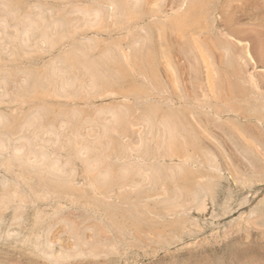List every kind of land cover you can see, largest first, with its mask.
<instances>
[{"label":"rangeland","instance_id":"obj_1","mask_svg":"<svg viewBox=\"0 0 264 264\" xmlns=\"http://www.w3.org/2000/svg\"><path fill=\"white\" fill-rule=\"evenodd\" d=\"M73 1H75V2L71 5V2H73ZM88 1H89V3H88ZM99 1H100V3H99ZM99 1L98 0H91V1L90 0H83V1L82 0H78V1L77 0H70V2H69V0H0V2L2 3V4L0 3V6H1L0 10L1 11L6 10V11H3V13H1V11H0V14H1L0 18L2 17L0 19V21H1V23H0V31H1L0 32V35H1L0 38L1 39L0 40L2 41V42H0V68H1L0 69V74H1L0 79L2 78L1 79L2 81L0 80V82H1L0 83V115H2V116L5 115L4 118L7 117L8 118L7 120L14 119L16 122V124L13 126V130L8 131L9 134H11V138H12L13 143H16V142L19 143V141H17V140H19L18 137H20V136L24 135V136L28 137V139H29L30 135H31L30 138H32L34 136V134H36V133H39L40 136H44V138L46 140L48 139V136L45 134V131L47 128L45 126L44 127L41 126L42 124L46 125V123H48L49 118L47 116H45V114L42 111L46 108L53 109V110H55V112H58V111L63 112L64 111V113H66L68 111H69L68 113H71V111H73V109L74 110H77V109L82 110L85 113L84 116L88 117L89 120L85 123V125L81 126L82 128L79 127L80 128L79 133H81L80 136L82 139H87V137H88V139H90V138L94 137V135L98 131L96 129V128H98L96 116L99 117V115L101 114L102 111L109 110V109H115V108H122V107L124 109H126V108L132 109L134 107L135 103H133V102H135V101L137 102L136 98L130 94H128V96H130V97H128L129 99L128 98L126 99V97L124 96L126 94L125 88H127L129 86V84H134V85L142 86L145 88L149 87L148 89L150 90V93H152L150 100L147 103H144V104L139 103L138 104V105H140V106H138L139 107L138 115L136 114V118L131 123L132 127H130L131 125H129V130H130V134L128 135L129 137L128 136L125 137L128 139L122 138L121 139L122 143H121V140H120V143L123 145H125L126 143L130 144V146L132 145L133 147L132 146L131 147L135 148V149L140 148V146H141V142L139 141V140H141L140 134H143L144 127H143L142 123H141V125L143 128L140 126V122L138 119H139V114L142 112L143 109H145L146 104L147 105L148 104L157 105V106H160L162 108L164 107L163 109L166 111L167 110L168 111H178V112L182 113L185 116V118L188 117V118H186L187 121H189L191 125L193 124L192 126L194 127V129H196L195 131H196V134L198 137V139L196 141H193V139H190L191 138L190 136L186 135V138L185 139L183 138L185 142L182 141V144L184 143L183 144L184 149L187 147L186 148L187 150L185 149V151L189 152L188 157H191V160H192L191 165L194 166L197 169V171H198V169H200L198 171V174L202 175L203 177L205 176L204 178L202 177L203 180H206L204 185H206L207 182L209 181L205 187L210 190V188H212V186H214L212 188L213 189L212 192H214L215 194H212L210 192L211 193V195H210L209 190H208V193H209L208 197H207V206L208 207L206 206L205 212H204V210L202 212L199 210H196V209H194V205H190L189 209H192V211L189 210V212L187 211L184 213H180V215L174 214V212H171L170 215H168V216L166 215L167 218L165 216H162V218H160V219H156V220L153 219L155 222V225H154V227H152V229H150L151 227H148V226L145 227V225L142 226L143 228L142 227H135V226H132V227L127 226L125 228H121L117 224H115L113 222V220L110 218L111 216L107 212H105L103 204L107 205L106 203H110L115 208H120L123 206H133V205H130L131 203H126L125 201L134 199L133 201L137 203L136 198L138 197V195L139 196L144 195L146 193V191H148L149 193L147 192L145 195L151 194L152 198L150 197L149 202L152 206H154V203H155V206H157L160 203L161 204L158 206H164L167 202L168 194L165 195L159 189L150 190V189L156 188V187H152V185H150V184H144L145 181H146L145 183H148V180H146L147 176H146V178H145V176H143L144 178H143V181H142L141 186L139 188L137 186H130V188L128 189L126 187L121 186L123 188L122 189L120 186H115L111 189L112 193L110 192L108 194V196H104L100 192L98 193L96 188H92L90 185H89L90 186V188H89L88 183H86L80 188V192H82V193L75 192V194L70 195L68 193H65L61 189L59 191H52L51 192L52 196L51 195H50V197L47 196L46 197L47 199H46L45 196H42L43 189L46 187L45 183H47V184L50 183V185H52V186L54 185V186L59 187L61 185V182L59 183V181H58L57 183L56 182L53 183L49 178H48L49 180L46 179L47 177L45 178V176L38 173L34 169H32V168L30 169V168L26 167V165L25 166L24 165L19 166L17 163H14L13 166L10 168V171H9V174L11 176V183L8 186L9 190H10L9 192L13 195V198L10 201V203L8 202L6 205H3V203H1V201H0V220H1L0 221V228H1L0 229V264H55V263H57V264H111V262L113 260L114 261L112 262V264H130V263L131 264H264V227H263V225H264V223H263L264 219L263 218L264 217H261V216H264V214H263L264 209L262 208V206L264 207V183H263L264 182V174H263L264 173V158H263L264 157L263 156L264 151L261 150V147H260V149H257L256 147H253V148L251 147V145H254L257 142L258 143L257 145L259 146V144H261L260 146H262V148L264 149V126H263L264 125V116H263L262 122L258 121V116H257L258 115L257 112H260V111H258V109H260L261 106H264V101H263L264 100V98H263V96H264V64H263L264 63V61H263L264 60V0H219L218 1L219 4L216 0L217 3H215V6L218 5L216 7V9L217 8L218 9H217V11L215 10V12L213 13L214 14L213 17L217 16V18H214V19L212 18L214 20V22H212L209 26L211 19L210 20L207 19L205 21L203 18V19H201L202 23H199L200 25H198L199 27L194 26L193 28L189 29V31H185L184 28L182 30L181 29L179 30V29L174 28L173 26H170L171 24L168 25L169 24L168 22H170L167 20L168 16H169V18L171 17L172 12L174 10V7L176 8V6H178L182 0H141V1L139 0V6L137 7V9L135 11L136 16L127 15L124 8H122L121 10L119 8V6L122 3H123L122 7H124L125 5H130L132 3V0H119V1L118 0H114V1L113 0H99ZM111 1L114 5L116 2L115 7L111 3ZM65 2H67L69 4H67ZM102 2H104V4L106 2L107 3H106V5H104ZM6 3H9V4H6ZM21 3H22V5H21ZM26 4H28V5H26ZM6 5H8V6H6ZM117 5H119L118 9L116 7ZM41 6H43V7H41ZM75 6H77V7H75ZM45 7L57 8V9H50L49 8V10H48ZM92 7L93 8H99V9L104 8V9H101L102 12L105 11L103 13L104 19L98 25H95V24L91 25L87 22L82 21L83 11H85L86 9H90ZM112 7H113V9H112ZM3 8H5V9H3ZM27 8L29 10H27ZM38 9H40V10H38ZM41 9L42 10L44 9L43 11H45V12H43ZM59 9L61 10L60 13H59V11H60ZM105 9H107V10H105ZM10 10H11V13H10ZM15 10H18V11H16V13H15ZM52 10H53L54 14H51V13H53V12H51ZM40 11H41V13H40ZM48 11H50L51 15H48V13H49ZM57 11H58V13H57ZM73 11H75V13H74L75 15L72 14ZM76 12L81 14V15L77 14ZM5 13H7V14H5ZM8 13H10V14H8ZM37 13H40V14H37ZM166 13H168V14H166ZM169 13H171V14H169ZM36 14H37V16H36ZM106 14H108V15H106ZM215 14H216V16H215ZM6 15L8 17H6ZM39 15H40V17H39ZM53 15H55V17ZM139 15H142V17ZM165 15H167V16L165 17ZM20 16H21L22 21H20L21 20ZM148 16L150 19L148 18ZM151 16H153V17H151ZM10 17H12V18H10ZM26 17H28L30 19H28ZM109 17L111 19H109ZM146 17L149 19V21ZM137 18H138V20H134ZM157 18L160 19L162 22H156V20L158 21ZM57 19L58 20L61 19L60 25H59L60 22ZM76 19H78V20H76ZM141 19H142V21H140ZM152 19H153V21H152ZM4 20H5V22H3ZM42 20H43V24L41 22ZM54 20H56L57 23ZM73 20H74V22H72ZM106 20H108V21H106ZM144 20H145V22H143ZM154 20H155V22H154ZM164 20L168 21L167 22L168 24L164 23L163 22ZM6 21H9V22H6ZM28 21L29 22L38 21V23L36 22L38 24V26L40 24L41 25L39 26L40 29H38L36 31L34 30V32L32 31V33L33 34L35 33V35H32V33H29L30 37H29V40L27 43L28 45H27L26 42H23L21 40L22 36L24 35V34H22V36H21V33H23L22 29L24 27H26V28L29 27V25L27 24V23H29ZM62 22H63V24H62ZM77 22H79V23L77 24ZM148 22H152V23L150 24ZM207 22H209V23H207ZM14 23H16V24H14ZM73 23L75 25H73ZM159 23H162L161 24L162 27ZM7 24H9V25H7ZM44 24H46V25H44ZM113 24H114V26H113ZM135 24H138V25L136 26ZM62 25H64L63 26L64 28H62ZM66 25H68V26H66ZM126 25L128 26V28ZM147 25H150V27ZM129 26H132L133 28L132 27L130 28ZM143 26H146L149 30H153V31H151V33H152V37L153 36L154 37L152 38L153 41H151L150 46L154 50V57L156 58L154 61V63H155L154 68L156 71V75L159 77L157 81H153L152 77L149 78V79H151V81L149 79L147 82L144 81V79L142 80L143 77L140 74L138 67L135 66V64L131 58V55H130L131 54L130 53L131 52V43L134 40L140 38L139 33L142 35L141 28ZM207 26H209V27H207ZM18 27H20V28H18ZM60 27H61V29H59ZM200 27H202L203 29H201ZM206 27L208 29H205ZM51 28L54 31H52ZM109 28H111V29H109ZM215 28H216V30H215ZM46 29H47V31L45 33H46V37H48V38L45 37V33L43 36V32ZM199 29H201V30H199ZM4 30H6V31H4ZM48 30L51 33L47 34V32H49ZM214 30L216 31V33L214 32ZM86 32H88L89 34ZM94 32L96 33V35ZM113 32H115V33L118 32V33L115 34ZM209 32H211L212 34ZM66 33L70 34V35H66ZM213 33L216 36H213ZM55 35H57V36H55ZM7 36H9L8 38H9L10 42H8ZM52 36H53V39H52ZM62 36H64V38L60 40V38ZM112 36L115 38H113ZM225 36H227V37H225ZM39 37H40V39H39ZM41 37H43V38H41ZM67 37L70 39L67 40ZM74 37L76 40L74 39ZM217 37H219L221 39L219 40V39H217ZM4 38L7 39V42H6V39H4ZM36 38H37V40H36ZM84 38H85V40H84ZM122 38H124L125 40H123ZM222 38H224V40ZM225 38H228V40ZM113 39H115V40L113 41ZM120 39L122 40L121 42H120ZM88 40L89 41L91 40L90 41L91 44L88 42ZM217 40H219V41H217ZM221 40L223 41L222 43H220ZM229 40H230V42H229ZM13 41H15V42H13ZM42 41H44V42H42ZM64 41L67 43V45ZM92 41H93V43H92ZM21 42H23L24 44H22ZM81 42L84 44H82ZM85 42L87 43V45L89 47L86 45ZM189 42H190V44H189ZM247 42H248V44H247ZM41 43L44 45H41ZM100 43H102V48H101ZM118 43L122 44L123 47H122V45H120ZM218 43H220L221 45ZM230 43H232V45ZM25 44L29 47H27ZM222 44H223V46L229 45L231 47V53L233 55L231 54L230 57L225 58L226 54H224L225 51H224V47H222ZM249 44H250V46H249ZM37 45H39V46H37ZM45 45H47V46H45ZM59 45H60V47H59ZM62 45H64V46L62 47ZM68 45H70V46H68ZM99 45H100L101 50L99 49ZM190 45H192V49L194 48L193 49L194 50L193 58L189 53H186L187 52L186 46H190ZM80 46L84 47V48L82 49ZM9 47H10L11 51L9 50ZM25 47H26V49H25ZM30 47H32V49ZM38 47H40V48L38 49ZM33 48H34V50H33ZM61 48H63V50ZM108 48L112 49L114 51L115 55L117 56V58H119V61H120L121 65H123L124 70L126 72V78H122L121 80L117 81V83L114 85L115 87L113 86L112 89L110 90L111 92H113V93H111L113 96L110 95L109 91H104V89H102V88H101V90H99L98 87L95 89L89 88V86H87L90 83L89 75L86 74L84 72V70H81V69L74 70L71 67H68V65L65 61V56L67 54L76 53L78 55H82L86 51H90V53H91L90 58H93L94 60H96V59H99V57L102 55L103 51L105 49H108ZM27 49H28V51H27ZM246 50L251 52L252 54L251 53L250 54L254 55L256 60L252 56H250V58H248L249 56L244 54L246 52ZM1 51H4V52H1ZM121 51H123V52H121ZM234 52H236L237 55ZM121 53H123V54H121ZM51 54H52V57H51ZM43 55H44V57H43ZM126 55H128V57H124ZM224 55H225V57H224ZM123 57H124V59H122ZM129 57H130V59H129ZM235 57H237V59L239 61L236 60L233 64V60H235L233 58H235ZM251 57L253 58V60L251 59ZM38 58H39V60H38ZM190 58H191V60H190ZM231 60H232V63H230ZM124 62L127 64H125ZM191 63H193V64L191 65ZM54 64H55V66H54ZM65 65H66V67H64ZM127 65L129 68L127 67ZM58 67L60 68L59 70H58ZM61 67L63 68V70ZM52 68L56 69L57 71L53 70ZM194 68H197V69H195V71H194ZM53 71H55V72L53 73ZM56 72H57V74H56ZM77 72H78V74H77ZM137 72H138L139 76H138ZM36 73L40 74L43 77L45 76L44 78H47V79L52 78L51 79L52 83L50 84V86H48V88L46 90L47 91L46 95H42V94L34 91L36 89L34 87V81L31 77H28V76L35 75ZM195 74H198V75H195ZM61 75H64V76H61ZM133 75L135 77H133ZM6 76H7V78H6ZM66 76H67V78H66ZM137 76H138V78H137ZM63 77H64V79H63ZM77 77H79V78H77ZM85 77H87V78H85ZM73 78H75V80ZM84 78H85V80H84ZM23 79L25 82L22 84ZM130 79H131L132 83H129ZM70 80H71V82H70ZM247 80L249 81V83L247 82ZM125 81L126 82L129 81L127 83V85H126ZM151 82H153V83H151ZM62 83H63V85L65 83H67L64 85V86H66L67 89L62 85ZM78 83L80 86L78 85V88H76L77 89L76 90L74 88L77 87L76 85ZM3 84L4 85L6 84V86L3 87ZM151 84H153V85H151ZM154 84L157 86V88ZM162 84H164V85H162ZM252 84H254V85L251 86ZM57 85H58V87H56ZM82 85L84 88L82 87ZM41 86L43 87L44 84ZM4 88H5V90H4ZM158 88H160V89H158ZM161 89L163 91L165 90L164 92H166V94L165 93L163 94L162 93L163 91L162 92L160 91ZM68 90H69V92H68ZM156 90H158V91L156 92ZM203 90H205L204 91L205 93H203ZM60 91L62 93L63 92L64 93L62 94ZM5 92H7V93H5ZM106 92H107V94L109 93L108 94L109 96H105ZM160 92L162 94H160ZM9 93H11V95ZM6 94L9 96H7ZM92 94H94V96ZM207 94L210 96V99L208 98L209 96L207 97ZM244 94H245V96H247L246 98L244 97ZM90 95H92V96H90ZM200 95H202V96H200ZM98 96H100L101 98ZM159 96H160V98L162 97L161 100L158 99ZM202 97H204V98H202ZM211 98H212V101H211ZM95 99H96V101H94ZM164 99H165V101H164ZM201 99H203V101ZM57 101H59V102H57ZM67 101L69 103H67ZM86 101L87 102L89 101V102L87 103ZM214 101L216 103H213ZM76 102H78V104ZM201 102H202V104H200ZM217 102H219V103H217ZM220 102L224 103V104H221ZM95 103H96V105H95ZM162 103H164V104H162ZM169 103H171V104H169ZM178 103H181V105ZM199 104L201 106H198ZM217 104H218V107L215 106ZM89 105H91V106H89ZM40 106H43V107H40ZM200 107H202V109ZM204 108H206V109H204ZM225 108L226 109L228 108V109L226 110ZM20 109L23 111H20ZM206 110H207V112H206ZM210 110H212L213 112ZM19 111H20V113H19ZM40 111H42V113ZM183 111L186 114L183 113ZM203 112H205L207 114H204ZM35 115H36V117H35ZM234 115L238 118H236ZM215 116H217V117L215 118ZM40 117H42L41 118L42 121H41ZM60 117L65 118V115L60 114ZM253 117H254L255 121L257 120L258 123L257 122L256 123L258 124V126H257V124L254 123ZM34 118H36L37 120H35ZM32 121L34 123L33 125H31ZM136 121L139 124H137ZM22 123H25L26 127H25V124H22ZM28 124H29V126H27ZM30 125H31V127H30ZM75 125H76L75 123L71 122L69 124V126L65 127L64 132H62L63 137L61 136L62 140H64L67 137L68 138L71 137L74 130H76ZM133 125H134V127H133ZM204 125L205 126L207 125L206 127H208V128H206ZM40 126H41V128H39ZM18 127H19V129H18ZM90 127H92V128H90ZM241 127H243V128H241ZM70 128H72L71 129L72 131L69 130ZM133 128L136 130L137 133L135 132V130ZM197 128H199V130H201V131H198ZM35 129H36V131H35ZM89 129H90V131H89ZM241 129L242 130L244 129V130L241 131ZM204 130H207L208 132L207 133H206V131L203 132ZM19 131H21V132H19ZM30 131H31V133H30ZM88 132H90V133L88 134ZM18 133H19V135H18ZM83 133H85V134H83ZM230 133H231V135H230ZM241 133H242V135H241ZM64 134H65V136H64ZM134 135L137 138L133 139V137H135ZM253 135H254V137H253ZM14 136H16L17 138ZM216 136H218V137H216ZM205 138H206V140H205ZM213 138L215 140L218 139L217 142L219 143V145L217 142H215V140ZM253 138H256L255 142L253 141L254 140ZM15 139H17V140L14 141ZM207 139L208 140H211V139L214 140V141L211 140L210 143L215 147V149L209 143V141H207ZM250 139H251V142L248 141ZM126 140L127 141L130 140V141L127 142ZM133 140L138 141V143H140V146L137 147L139 144L137 142H134ZM239 140L242 142L238 143ZM244 140H246V141H244ZM247 141H248V143H247ZM216 143H217V145H216ZM58 145L60 147V145H62V143H60ZM134 145H137V146L135 147ZM185 145H186V147H185ZM195 145H196V147H195ZM235 145L237 146L238 149L234 148V147H236ZM257 145L255 144V146H257ZM197 149L199 150V152L197 151ZM254 149H255V152L257 151L255 153L256 156L254 155ZM238 150H240V153L243 151L242 152L243 156L241 155L242 153L240 154ZM258 150H260L261 152ZM197 152L200 154H198ZM259 152L262 154H260ZM208 153H211L214 156H216L215 159H217L216 161H217L218 165L221 163L219 165V167L221 169L220 174H218L215 171L212 172L208 169V164L206 163ZM186 154H187V152H186ZM258 156H259V158H258ZM201 157H203V159ZM249 157H252V158L249 159ZM31 159L34 161V158H31ZM247 160H249L250 163ZM77 161H76V163H78V164H76L78 167L77 169L80 170V168H81L80 171L83 172V170H82L83 167L85 170L84 162H82L79 159ZM203 161H205V162H203ZM252 161H255L256 163L254 164ZM1 162H2V160L0 159V164H1ZM123 163H127L126 159H124V158L118 162V165H122ZM249 164H251V165H249ZM205 165H207V166L205 167ZM235 165H238V167L240 166V168L236 169L237 167H235ZM248 165H249V167L250 166L252 167V165H253L254 170L251 167L249 168ZM79 166H81V167L79 168ZM226 167H227L228 171H226V173H225L224 171L226 170L225 169ZM243 167H244V170H243ZM2 168H3L2 165H0V170H1L0 172L1 173L3 172ZM222 168H224V169H222ZM258 168H259V170H258ZM203 169H206V170L204 171ZM248 169H249L250 173H248ZM201 170H203V172H201ZM229 170H230V172H229ZM21 172H23V173H21ZM223 172L225 173L224 174L225 176H223V174H222ZM240 172L243 175H241ZM1 173H0V177H1ZM25 173L30 175V177L28 175H26ZM245 173H247V174H245ZM231 174L232 175L235 174L236 176L235 175L234 176L236 178L234 177L232 180L233 176ZM257 174H258V176H257ZM226 175L228 177L230 175V177L227 178V182L225 181L226 180L225 177H227ZM238 175H240V176H238ZM206 176L208 177L209 180L207 179ZM222 177H223V180L225 182L222 180ZM1 178H0V180H1ZM16 178H18V179L16 180ZM211 178H213V179H211ZM218 178H220V180H218ZM237 178L239 179L238 181H237ZM249 178H251L252 181ZM12 179H14V180H12ZM210 179L212 180V183H211ZM228 179H229V184H227ZM234 179H235V181H234ZM257 179H259V180H257ZM221 180H222V182H221ZM240 180H242V182H245V184H244L245 187L243 186V183ZM261 180H263V182ZM20 181L22 184L19 183ZM22 181H24V182H22ZM42 181L44 183H42ZM213 181H217V182H213ZM218 181H220V182H218ZM246 181H248V182L246 183ZM0 183H1V181H0ZM18 183L21 185L20 187H19ZM38 183H40V184H38ZM213 183L214 184L216 183L217 186H216V184L212 185ZM1 184H0V188H1L0 199L3 198V194H4L3 185H1ZM23 184H25V185L23 186ZM33 184H35V185H33ZM218 184H221V186ZM28 185H30V186H28ZM239 185H242V187H240ZM248 185H250V186H248ZM253 185L256 187H254ZM235 186H237V188H235ZM246 186H248V187H246ZM252 186L254 187V189ZM132 187L133 188L137 187L135 189L136 191L134 189H132ZM216 187L217 188L219 187L220 193ZM220 187H222L223 190ZM228 187L231 188V190H232V187H234L232 191L236 195H234L232 192L234 201L229 200L228 205L230 206L229 207L230 209L228 208L227 210H223L222 204H223V202L224 203L226 202V200H223V198L225 199L226 194L224 195L223 193H225V191L227 193ZM238 187L243 188V189H241L242 192H240L241 191L240 188L237 191ZM260 187H262V188H260ZM30 188H32V189L30 190ZM117 188L121 189V191L117 190ZM214 188H216V189H214ZM244 188L245 189L248 188V189L244 191ZM113 189H115V190L112 191ZM131 189L133 191H131ZM250 189H252V190H250ZM256 189L258 191H256ZM20 190L24 191V193L21 192ZM95 190L97 191V193ZM129 190H130V192H129ZM254 190H255V192H254ZM53 192H55V194L58 197L54 196L55 194H53ZM93 192L96 194H94ZM250 192H253V193L251 194ZM258 192H260V193H258ZM25 193L27 196L25 195ZM83 193L86 194L85 197L82 196ZM171 193H172V191H171ZM32 194L34 197L32 196ZM67 194H68V198H67ZM99 194H101V195H99ZM131 194H132V196H131ZM238 194H240V195H238ZM244 194H246L245 197H244ZM69 195H70V197H69ZM121 195H123V196H121ZM19 196H23L22 198H24L26 200V201L24 200L25 202H24V206L22 207V209L19 208V203L21 201L20 200L21 198H19ZM59 196H60V198H59ZM115 196H116L117 200L114 198ZM127 196L130 199H128ZM155 196L157 198H154ZM165 196L167 198H165ZM36 197H38V198H36ZM125 197L127 199H125ZM71 198H72V200H71ZM240 198L242 200H240ZM248 198H249L250 202L248 201ZM42 199L46 200V201H43ZM119 199L121 200V202ZM254 199H255V201L258 200L257 203L254 201ZM162 200H164V202H162ZM235 200H236V202H235ZM68 201L71 203H68ZM113 201H115V202H113ZM217 202H219V203H217ZM252 202L255 205L250 204ZM38 203H41V204L39 205ZM244 203H245V206H244ZM258 203H260L259 206H258ZM8 204H10V205H8ZM92 204H94V205H92ZM133 204H135V203H133ZM216 205H218V206H216ZM249 205H251V206H249ZM42 206H43V208H42ZM53 206H54V208H53ZM11 207H13V208H11ZM247 207H249V211H247L248 210ZM254 207H256V208H254ZM260 207L263 209L262 211L259 210V209H261ZM92 208L94 209V211ZM231 208H232V212H230ZM235 208H237V209H235ZM29 209H31V211ZM37 209H41L38 211H42V217L39 220L36 219V216H35ZM219 209H220L221 213L218 211ZM233 209H235V210H233ZM21 210L23 213L20 212ZM49 210H51V211H49ZM211 210H212V213L210 212ZM250 210H252V211H250ZM253 210L255 211V215L253 214L254 213ZM7 211H9V212H7ZM26 211H27V213H26ZM196 211H198V212H196ZM241 211H243V213L245 211L247 214H245V213L241 214L240 213ZM259 211H261V212H259ZM10 212H12V213H10ZM31 212H34V213H32L29 216V214ZM45 212H48V214ZM52 212H53V214H52ZM95 212H96V214H95ZM249 212H252V213L250 214ZM18 213H21V214H18ZM230 213H232V214H230ZM188 214H190V215H188ZM214 214L216 216H214ZM225 214H227V215H225ZM248 214L250 216H248ZM252 214L256 217H254ZM259 214L261 215L260 218H259ZM20 215H23V218H21V219L16 218L17 220L14 219V216H20ZM175 215H177V216H175ZM192 215H193V217H192ZM218 215L219 216L221 215V216L218 217ZM241 215H244V216H241ZM32 216L34 217L35 220L32 219ZM44 216H46V218ZM171 216H173V217H171ZM163 217H164V219H163ZM178 217H180V219H178ZM187 217H189V218H187ZM213 217L214 218L218 217L217 218L218 221L216 220V218L214 219ZM241 217H242V220H241ZM6 218H8V220H6ZM48 218H51V219H48ZM174 218H176V219H174ZM220 218L224 221V223H222L223 221ZM29 219H31V220H29ZM200 219H202V221ZM231 219H233V221ZM15 220L19 224H17V222ZM106 220H107V222H105ZM187 220L189 223L186 222ZM192 220H193V222H195L194 224L190 223ZM204 220L206 221L205 223L203 222ZM36 221H37V223H36ZM208 221H211L210 222L211 224ZM228 221H230V222L228 223ZM239 221H240V224L238 223ZM14 222H15V224H14ZM39 222H41V223H39ZM199 222H201V223H199ZM217 222H219V224H218L219 226L217 225ZM256 222L258 225L256 224ZM31 223H33V224H31ZM185 223H186V225H185ZM241 223H242V225H241ZM24 224H26V225H24ZM50 224H51V226H50ZM156 224H157V226H156ZM187 224H189V225L191 224V225L188 226ZM40 225H41V227H40ZM70 225H72L73 228ZM202 225L206 226V227H203ZM209 225H210V227H209ZM211 225H214V226H211ZM14 226H16V227H14ZM66 226H67V229H66ZM176 226L180 227V229L175 228ZM191 226H193L192 227L193 229L191 228ZM5 227H6V230H5ZM13 227L15 229H13ZM17 227L20 228L21 231L19 229L17 230L16 229ZM36 227L38 228V230ZM44 227H45V229H44ZM49 227H50V229H49ZM70 227L72 228L71 230L73 232L71 230H68ZM243 227H244V230H243ZM26 228L28 231L25 230ZM200 228L202 230H199ZM238 228H239V230H238ZM35 229H36V232H35ZM46 229L48 231H46ZM190 229H191L192 234L194 236L192 234H190L191 233L189 231ZM212 229L214 231L213 233H212ZM8 230H10V233H7V232H9ZM16 230H17V232H16ZM126 230H127V232H125ZM139 230H141L142 232ZM182 230H185V231L182 232ZM37 231L40 234L42 233L41 237H42V242H44L43 245H44V247H46L45 249H47V247L49 248V246H51L50 247L51 249L49 248L47 250V252L55 254L54 256H52L50 258L49 257L46 258L44 255H41L40 253L35 252L34 250H32V248L30 246L23 244L21 242V240L18 239L19 235H20L19 236L20 239L23 238L24 235H21V234H23V233L25 234V232H26V234L30 233V232L31 233L33 232L32 234H36V233H38ZM49 231H51V234ZM69 231H71V232L69 233ZM239 231L242 233H240ZM121 232H123V233L121 234ZM184 232H186V233H184ZM188 232H189V234H188ZM13 233H15V235ZM17 233H18V235H17ZM48 233L50 235H48ZM181 233H183V235H184L183 237L180 235ZM5 234H6V236H10V237H7V239H6ZM126 234H127V236H126ZM121 235H124V236H122V241H121ZM155 235L156 236L158 235V236L156 237ZM242 235H243V237H242ZM13 236H15V237L17 236V238L15 239V237L13 238ZM70 236H71V238H70ZM171 236H172V238H171ZM185 236L188 238H186ZM189 236H190V238H189ZM11 237L14 239V241H13V239H11ZM74 237H75V239H73ZM130 237H132L134 239L132 240V238H130ZM111 238H113V239H111ZM156 238L159 241L156 240ZM205 238H207V239H205ZM49 239H51L50 242H53V244L52 243H50V245L48 244ZM100 239L103 241L102 242L103 244L101 243V241L99 242ZM105 239H107V240L109 239V240L107 241ZM119 239H120V241H119ZM176 240H178V241L176 242ZM18 241H19V243H18ZM113 241H114V243H112ZM116 241H118V242H116ZM173 242H175V243H173ZM135 244H138L139 246L135 245ZM166 244H169V245H166ZM73 245H74V247H73ZM111 245L115 246V248H116L115 252L117 254H115V252H112L110 250ZM116 245H117V247H116ZM162 245H163V247H162ZM120 246L121 247L123 246L124 249L121 248ZM125 246H127L128 248ZM170 246H171V248H170ZM118 247L121 248V252H119L120 249ZM52 248H54V249H52ZM101 248H104V249H101ZM105 249L107 250L106 252H105ZM166 249H168V250H166ZM59 251H62L63 253H68V257L57 255L59 253ZM101 251H104L105 255L103 253L101 254ZM124 251H125V253H123ZM80 252H81V254H79ZM98 252H99V254H98ZM110 252H111V254H109ZM130 252L133 254L134 257L131 254H129ZM134 252L138 253V255L137 254L134 255ZM92 254H94V255H92ZM126 254H129L130 256L126 255ZM91 255L93 257H90ZM102 255H104L103 256L104 258H100V257H102ZM114 255H116V256H114ZM124 255H126L125 256L126 260H125V257L122 258ZM108 256H109V258H108ZM128 256H129V258L130 257L132 258V260L130 262H128V260H127ZM85 257H88V258H85ZM106 257H107V260H106ZM49 261H51V262H49Z\"/></svg>","mask_w":264,"mask_h":264},{"label":"bare ground","instance_id":"obj_2","mask_svg":"<svg viewBox=\"0 0 264 264\" xmlns=\"http://www.w3.org/2000/svg\"><path fill=\"white\" fill-rule=\"evenodd\" d=\"M78 1V0H77ZM83 1V0H82ZM91 1V0H90ZM99 1V0H98ZM114 1V0H113ZM119 1V0H118ZM141 1V0H140ZM219 0H217V2H218ZM9 2V1H8ZM11 2V1H10ZM15 2V1H14ZM19 2V1H18ZM69 2H70V0H69ZM75 1H73V2H71V5L74 3ZM86 2V1H85ZM84 2V3H85ZM94 2V1H93ZM97 2V1H96ZM109 2V1H108ZM216 2V0H182L181 1V3L178 5V6H176V8L174 7V10H173V12H172V15H171V17L169 18V16H168V21H170V22H168V21H166V20H164L163 22L164 23H167L168 25H170V26H173L174 28H176V29H183L184 28V30L185 31H189V29H191V28H193L194 26H198V25H200L199 23H202L201 22V19H203L204 18V20L206 21L207 19H211V21H210V23L209 22H207V23H209V26H210V24L212 23V22H214V18H217V16H216V14H215V16L216 17H213V13L215 12V10L217 11V9H216V7L218 6H215V3H217ZM1 3V2H0ZM65 3H67V2H65ZM78 3V2H77ZM87 3V2H86ZM88 3H89V1H88ZM99 3H100V1H99ZM103 4H104V2H102ZM101 3V4H102ZM107 3V2H106ZM106 3L104 4V5H106ZM111 3H112V1H111ZM2 4V3H1ZM5 4V3H4ZM6 4H9V3H6ZM62 4V3H61ZM67 4H69V3H67ZM79 4V3H78ZM113 4V3H112ZM123 4V3H122ZM117 5L116 7H117V9H118V6H119V8H120V10L122 9V8H124V10H125V12H126V14L127 15H134V16H136L135 15V11H136V9H137V7L139 6V0H132V3L130 4V5H125L124 7H122L123 5ZM218 4H219V2H218ZM21 5H22V3H21ZM26 5H28V4H26ZM63 5V4H62ZM84 5V4H83ZM87 5V4H86ZM115 5H116V2H115ZM115 5L113 4V6L115 7ZM6 6H8V5H6ZM5 6V7H6ZM19 6V5H18ZM24 6V5H23ZM60 6V5H59ZM103 6V5H102ZM108 6V5H107ZM110 6V5H109ZM1 7V6H0ZM41 7H43V6H41ZM40 7V8H41ZM61 7V6H60ZM67 7V6H66ZM69 7V6H68ZM75 7H77V6H75ZM85 7V6H84ZM88 7V6H87ZM97 7V6H96ZM45 8H47V7H45ZM44 8V9H45ZM49 8L50 7H48L47 9L49 10ZM83 8V7H82ZM106 8V7H105ZM110 8V7H109ZM141 8V7H140ZM3 9H5V8H3ZM32 9V8H31ZM43 9V10H44ZM50 9H57V8H50ZM86 9V8H85ZM101 9H104V8H101ZM101 9H99V8H90V9H86L85 11H83V13H82V21H84V22H87V23H89V24H91V25H98V24H100L102 21H103V19H104V12L105 11H103L102 12V10ZM111 9V8H110ZM112 9H113V7H112ZM173 9V8H172ZM27 10H29L28 8H27ZM35 10V9H34ZM38 10H40V9H38ZM42 10V9H41ZM42 10V11H43ZM60 10V9H59ZM105 10H107V9H105ZM140 10V9H139ZM1 11V10H0ZM3 11H6V10H2L1 11V13H3ZM16 11H18V10H15V13H16ZM119 11V10H118ZM43 12H45V11H43ZM49 13H48V15H51V14H54V12H53V10L51 11V12H53V13H51L50 14V11H48ZM61 12V10L59 11V13ZM63 12V11H62ZM108 12V11H107ZM106 12V13H107ZM111 12V11H110ZM139 12V11H138ZM10 13H11V10H10ZM10 13H8V14H10ZM13 13V12H12ZM40 13H41V11H40ZM40 13H37V14H40ZM57 13H58V11H57ZM66 13V12H65ZM72 13V12H71ZM70 13V14H71ZM75 13V11H73V13L72 14H74ZM77 13V12H76ZM81 13V12H80ZM5 14H7V13H5ZM33 14V13H32ZM37 14H36V16H37ZM45 14V13H44ZM77 14H79V13H77ZM76 14V15H77ZM109 14V13H108ZM108 14H106V15H108ZM166 14H168V13H166ZM169 14H171V13H169ZM1 15V14H0ZM4 15V14H3ZM56 15V14H55ZM55 15H53L54 17H55ZM69 15V14H68ZM67 15V16H68ZM75 15V14H74ZM79 15H81V14H79ZM122 15V14H121ZM163 15V14H162ZM18 16V15H17ZM35 16V17H36ZM65 16V15H64ZM72 16V15H71ZM139 16H141L142 17V15H139ZM167 15H165V17H166ZM219 16V15H218ZM6 17H8L7 15H6ZM30 17V16H29ZM39 17H40V15H39ZM78 17V16H77ZM151 17H153V16H151ZM157 17V16H156ZM162 17V16H161ZM2 18V17H1ZM0 18V19H1ZM10 18H12V17H10ZM26 18H28V17H26ZM38 18V17H37ZM43 18V17H42ZM57 18V17H56ZM81 18V17H80ZM127 18V17H126ZM147 18V17H146ZM145 18V19H146ZM148 18H149V16H148ZM147 18V19H148ZM159 18V17H158ZM157 18V19H158ZM163 18V17H162ZM213 18V19H212ZM219 18V17H218ZM5 19V18H4ZM9 19V18H8ZM20 19H21V16H20ZM28 19H30V18H28ZM59 19V18H58ZM57 19V20H58ZM109 19H111L110 17H109ZM150 19V18H149ZM149 19H148V21H149ZM61 20V19H60ZM60 20H58L59 22H60ZM76 20H78V19H76ZM122 20V19H121ZM134 20H138V18L137 19H134ZM156 20V19H155ZM155 20H154V22H155ZM20 21H22V19L20 20ZM26 21V20H25ZM55 22H56V20H54ZM106 21H108V20H106ZM140 21H142V19L140 20ZM139 21V22H140ZM152 21H153V19H152ZM166 21V22H165ZM3 22H5V20L3 21ZM6 22H9V21H6ZM29 22V21H28ZM37 23H38V21H36ZM35 21H33V22H29V23H27L28 25H29V27L28 28H26V27H24L23 29H22V32L23 33H21V36H22V34H24L23 36H22V41L23 42H26V44L28 43V40H29V33H32V31L34 32V30L36 31V30H38V29H40L39 28V26L41 25H39L38 26V24L36 23ZM42 22V24H43V20L41 21ZM54 22V23H55ZM72 22H74V20L72 21ZM83 22V23H84ZM114 22V21H113ZM136 22V21H135ZM143 22H145V20L143 21ZM156 22H162L160 19H158V21L156 20ZM217 22V21H216ZM0 23H1V21H0ZM53 23V22H52ZM57 23V22H56ZM79 22H77V24H78ZM134 23V22H133ZM142 23V22H141ZM148 23H152V22H148ZM14 24H16V23H14ZM26 24V23H25ZM61 24V22L59 23V25ZM62 24H63V22H62ZM76 24V25H77ZM106 24V23H105ZM140 24V23H139ZM158 24V23H157ZM160 25L162 24V23H159ZM7 25H9V24H7ZM13 25V24H12ZM19 25V24H18ZM27 25V26H28ZM44 25H46V24H44ZM55 25V24H54ZM73 25H75L74 23H73ZM109 25V24H108ZM130 25V24H129ZM136 26L138 25V24H135ZM146 25V24H145ZM206 25V24H205ZM6 26V25H5ZM11 26V25H10ZM58 26V25H57ZM64 25H62V28H64L63 27ZM66 26H68V25H66ZM70 26V25H69ZM79 26V25H78ZM113 26H114V24H113ZM112 26V27H113ZM125 26V25H124ZM127 26V25H126ZM133 26V25H132ZM132 26H129L130 28L132 27ZM147 26H149L150 27V25H147ZM167 26V25H166ZM209 26H207V27H209ZM16 27V26H15ZM50 27V26H49ZM161 27H162V25H161ZM165 27V26H164ZM199 27V26H198ZM205 28V29H208V28ZM215 27V26H214ZM5 28V27H4ZM18 28H20V27H18ZM22 28V27H21ZM48 28V27H47ZM68 28V27H67ZM127 28H128V26H127ZM133 28V27H132ZM201 29H203L202 27H200ZM6 29V28H5ZM45 29V28H44ZM43 29V30H44ZM49 29V28H48ZM56 29V28H55ZM59 29H61V27L59 28ZM74 29V28H73ZM109 29H111V28H109ZM121 29V28H120ZM119 29V30H120ZM197 29V28H196ZM201 29H199V30H201ZM210 29V28H209ZM18 30V29H17ZM16 30V31H17ZM24 30V31H23ZM51 30H52V28H51ZM107 30V29H106ZM137 30V29H136ZM215 30H216V28H215ZM214 30V32L216 33V31ZM3 31V30H2ZM4 31H6V30H4ZM21 31V30H20ZM31 31V32H30ZM42 31V30H41ZM47 31V29L43 32V36H44V33ZM49 31V30H48ZM52 31H54V30H52ZM61 31V30H60ZM90 31V30H89ZM125 31V30H124ZM123 31V32H124ZM128 31V30H127ZM151 31H153V30H149L146 26H143L142 28H141V33H142V35L139 33V36H140V38H138V39H136V40H134L132 43H131V58H132V60H133V62H134V64H135V66H137L138 67V69H139V71H140V74L142 75V80L144 79V81H148V79L149 78H153V81H157L158 80V76L156 75V71H155V68H154V61H155V57H154V50L152 49V47L150 46L151 45V41H153L152 40V38L154 37H152V33H151ZM184 31V32H185ZM191 31V30H190ZM219 31V30H218ZM1 32V31H0ZM78 32V31H77ZM99 32V31H98ZM129 32V31H128ZM131 32V31H130ZM197 32V31H196ZM203 32V31H202ZM48 33H51L50 31L49 32H47V34ZM70 33V32H69ZM86 33H88V32H86ZM95 33V32H94ZM113 33H115V32H113ZM112 33V34H113ZM118 33V32H117ZM117 33H115V34H117ZM204 33V32H203ZM206 33V32H205ZM209 33H211V32H209ZM42 34V33H41ZM71 34V33H70ZM70 34H67L66 33V35H70ZM89 34V33H88ZM92 34V33H91ZM111 34V35H112ZM114 34V35H115ZM129 34V33H128ZM200 34V33H199ZM212 34V33H211ZM32 35H35V33L33 34L32 33ZM54 35V34H53ZM59 35V34H58ZM95 35H96V33H95ZM108 35V34H107ZM121 35V34H120ZM219 35V34H218ZM1 36V35H0ZM4 36V35H3ZM6 36V35H5ZM55 36H57V35H55ZM75 36V35H74ZM87 36V35H86ZM110 36V35H109ZM125 36V35H124ZM213 36H216V35H214V33H213ZM231 36V35H230ZM9 36H7V39H8V42H10L9 41V38H8ZM34 37V36H33ZM45 37H46V33H45ZM102 37V36H101ZM100 37V38H101ZM111 37V36H110ZM113 37V36H112ZM220 37V36H219ZM219 37H217V39H221V38H219ZM225 37H227V36H225ZM3 38V37H2ZM19 38V37H18ZM21 38V37H20ZM41 38H43V37H41ZM46 38H48V37H46ZM64 38V36H62L61 38H60V40L61 39H63ZM113 38H115V37H113ZM126 38V37H125ZM1 39V38H0ZM4 39H6V38H4ZM7 39H6V42H7ZM32 39V38H31ZM39 39H40V37H39ZM52 39H53V36H52ZM68 39H70V38H68L67 37V40ZM73 39V38H72ZM71 39V40H72ZM74 39H75V37H74ZM91 39V38H90ZM123 40H125L124 38H122ZM134 39V38H133ZM223 40H224V38H222ZM225 39H227L228 40V38H225ZM36 40H37V38H36ZM48 40V39H47ZM76 40V39H75ZM84 40H85V38H84ZM93 40V39H92ZM109 40V39H108ZM115 39H113V41H114ZM219 40H217V41H219ZM5 41V40H4ZM40 41V40H39ZM46 41V40H45ZM52 41V40H51ZM66 41V40H65ZM64 41V42H65ZM70 41V40H69ZM74 41V40H73ZM91 41V40H90ZM89 40H88V42L91 44V42H90ZM122 40L120 39V42H121ZM226 41V40H225ZM0 42H2L1 40H0ZM13 42H15V41H13ZM18 42V41H17ZM23 42H21L22 44H24ZM41 42V41H40ZM42 42H44V41H42ZM71 42V41H70ZM87 42V41H86ZM85 42V43H86ZM103 42V41H102ZM124 42V41H123ZM191 42V41H190ZM190 42H189V44H190ZM223 41L221 40L220 41V43H222ZM229 42H230V40H229ZM228 42V43H229ZM4 43V42H3ZM20 43V44H21ZM47 43V42H46ZM63 43V42H62ZM66 43V42H65ZM82 43V42H81ZM88 43V44H89ZM92 43H93V41H92ZM115 43V42H114ZM220 43H218V44H220ZM226 43V42H225ZM2 44V43H1ZM5 44V43H4ZM9 44V43H8ZM17 44V43H16ZM25 44V45H26ZM72 44V43H71ZM77 44V43H76ZM82 44H84V43H82ZM101 44V48H102V43H100ZM118 44H120V43H118ZM188 44V45H189ZM224 44V43H223ZM223 44H222V47H224V54H226V57H225V55H224V57L225 58H228V57H230L231 56V47L229 46V45H224L223 46ZM231 45H232V43H230ZM247 44H248V42H247ZM28 45V44H27ZM26 45V46H27ZM40 45V44H39ZM39 45H37V46H39ZM41 45H44V44H42L41 43ZM65 45V44H64ZM64 45H62V47L64 46ZM66 45H67V43H66ZM73 45V44H72ZM86 45H87V43H86ZM111 45V44H110ZM116 45V44H115ZM114 45V46H115ZM120 45H122V44H120ZM221 45V44H220ZM10 46V45H9ZM36 46V47H37ZM45 46H47V45H45ZM68 46H70V45H68ZM88 46V45H87ZM248 46V45H247ZM249 46H250V44H249ZM6 47V46H5ZM27 47H29V46H27ZM59 47H60V45H59ZM58 47V48H59ZM81 47V46H80ZM89 47V46H88ZM118 47V46H117ZM120 47V46H119ZM122 47H123V45H122ZM127 47V46H126ZM187 47V49H186V53H189L191 56H192V58H193V53H194V48L192 49V45H190V46H186ZM31 49H32V47H30ZM29 48V49H30ZM35 48V47H34ZM34 48H33V50H34ZM40 47H38V49H39ZM57 48V49H58ZM82 49L84 48V47H81ZM91 48V47H90ZM93 48V47H92ZM115 48V47H114ZM246 48V47H245ZM251 48V47H250ZM4 49V48H3ZM13 49V48H12ZM25 49H26V47H25ZM62 50H63V48H61ZM99 49H100V45H99ZM98 49V50H99ZM116 49V48H115ZM9 50H10V47H9ZM47 50V49H46ZM50 50V49H49ZM101 50V49H100ZM121 50V49H120ZM128 50V49H127ZM11 51V50H10ZM27 51H28V49H27ZM26 51V52H27ZM70 51V50H69ZM97 51V50H96ZM129 51V50H128ZM234 51V50H233ZM1 52H4V51H1ZM7 52V51H6ZM17 52V51H16ZM50 52V51H49ZM121 52H123V51H121ZM245 52V51H244ZM51 53V52H50ZM49 53V54H50ZM99 53V52H98ZM235 54H236V52H234ZM251 52H249L248 50H246V52L244 53L245 55H248L249 57L248 58H250V56H252V57H254V55H251L250 54ZM23 54V53H22ZM26 54V53H25ZM55 54V53H54ZM82 54V53H81ZM90 51H86V52H84L82 55H78V54H76V53H72V54H67L66 56H65V61H66V63H67V65H68V67H71L72 69H74V70H78V69H81V70H84V72L86 73V74H88L89 75V77H90V83H89V85H87V86H89V88H91V89H95V88H99V90H101V88L102 89H104V91H109L110 92V95H112L111 93H113V92H111L110 90L112 89V87L117 83V81H119V80H121L122 78H126V72H125V70H124V67H123V65H121V63H120V61H119V58H117V56L115 55V53H114V51L112 50V49H105L104 51H103V53H102V55L99 57V59H96V60H94L93 58H90ZM94 54V53H93ZM101 54V53H100ZM121 54H123V53H121ZM188 54V55H189ZM95 55V54H94ZM187 55V54H186ZM189 55V56H190ZM196 55V54H195ZM233 55V54H232ZM237 55V54H236ZM43 57H44V55H43ZM42 57V58H43ZM51 57H52V54H51ZM121 57V56H120ZM124 57H128V55H126V56H124ZM124 57L122 58V59H124ZM196 57V56H195ZM194 57V58H195ZM251 57V59L253 60V58ZM232 58V57H231ZM37 59V58H36ZM44 59V58H43ZM42 59V60H43ZM129 59H130V57H129ZM224 59V58H223ZM233 59H235V60H233ZM232 60H233V64H234V62L237 60V61H239L238 59H237V57H235V58H233ZM250 59V60H251ZM254 59H255V57H254ZM33 60V59H32ZM38 60H39V58H38ZM41 60V61H42ZM190 60H191V58H190ZM230 60V59H229ZM232 60H231V62L230 63H232ZM251 60V61H252ZM256 60V59H255ZM31 61V60H30ZM36 61V60H35ZM44 61V60H43ZM42 61V62H43ZM48 61V60H47ZM61 61V60H60ZM124 61V60H123ZM157 61V60H156ZM264 61V60H263ZM193 62V61H192ZM255 62V61H254ZM61 63V62H60ZM59 63V64H60ZM125 63V62H124ZM131 63V62H130ZM194 63V62H193ZM193 63H191V65L193 64ZM225 63V62H224ZM228 63V62H227ZM229 63V64H230ZM35 64V63H34ZM62 64V63H61ZM125 64H127V63H125ZM195 64V63H194ZM226 64V63H225ZM240 64V63H239ZM264 64V63H263ZM24 65V64H23ZM196 65V64H195ZM236 65V64H235ZM234 65V66H235ZM37 66V65H36ZM54 66H55V64H54ZM57 66V65H56ZM134 66V65H133ZM156 66V65H155ZM233 66V65H232ZM64 67H66V65L64 66ZM127 67H128V65H127ZM55 68V67H54ZM54 68H52L53 70H56V69H54ZM62 68V67H61ZM129 68V67H128ZM241 68V67H240ZM239 68V69H240ZM1 69V68H0ZM60 68L58 67V70H59ZM195 69H197V68H194V71H195ZM62 70H63V68H62ZM61 70V71H62ZM66 70V69H65ZM130 70V69H129ZM25 71V70H24ZM50 71V70H49ZM57 71V70H56ZM131 71V70H130ZM3 72V71H2ZM21 72V71H20ZM52 72V71H51ZM55 71H53V73H54ZM59 72V71H58ZM132 72V71H131ZM4 73V72H3ZM24 73V72H23ZM62 73V72H61ZM197 73V72H196ZM240 73V72H239ZM50 74V73H49ZM56 74H57V72H56ZM60 74V73H59ZM77 74H78V72H77ZM132 74V73H131ZM137 74H138V72H137ZM136 74V75H137ZM1 75V74H0ZM20 75V74H19ZM47 75V74H46ZM66 75V74H65ZM195 75H198V74H195ZM9 76V75H8ZM26 76V75H25ZM51 76V75H50ZM61 76H64V75H61ZM138 76H139V74H138ZM138 76H137V78H138ZM22 77V76H21ZM20 77V78H21ZM28 77H31L32 79H33V81H34V87L36 88L34 91H36V92H38V93H40V94H42V95H46L47 94V88H48V86H50V84L52 83V78L51 79H47V78H44L43 76H41L40 74H35V75H32V76H28ZM57 77V76H56ZM133 77H135L134 75H133ZM196 77V76H195ZM6 78H7V76H6ZM66 78H67V76H66ZM77 78H79V77H77ZM85 78H87V77H85ZM85 78H84V80H85ZM2 79V78H1ZM0 79V80H1ZM5 79V78H4ZM63 79H64V77H63ZM74 80H75V78H73ZM129 79V78H128ZM140 79V78H139ZM246 79V78H245ZM21 80V79H20ZM150 81H151V79H149ZM243 80V79H242ZM2 81V80H1ZM5 81V80H4ZM23 81V82H22ZM21 82H22V84L25 82L24 81V79L22 80ZM59 81V80H58ZM65 81V80H64ZM63 81V82H64ZM130 81V82H129ZM129 81H125V83H126V85H127V83L129 82V83H132V81H131V79L129 80ZM6 82V81H5ZM20 82V83H21ZM55 82V81H54ZM67 82V81H66ZM70 82H71V80H70ZM74 82V81H73ZM81 82V81H80ZM89 82V81H88ZM161 82V81H160ZM247 82L249 83V81L247 80ZM1 83V82H0ZM7 83V82H6ZM86 83V82H85ZM151 83H153V82H151ZM44 84V86L42 87L41 85H43ZM65 84H67V83H65ZM64 84V85H65ZM156 84V83H155ZM154 84V85H155ZM25 85V84H24ZM23 85V86H24ZM62 85H63V83H62ZM63 85V86H64ZM76 85V84H75ZM78 85H79V83L76 85L77 87H75L74 89H76V88H78ZM151 85H153V84H151ZM162 85H164V84H162ZM254 84H252L251 86H253ZM4 86H6V84L4 85L3 84V87ZM80 86V85H79ZM156 86V85H155ZM154 86V87H155ZM56 87H58V85L56 86ZM60 87V86H59ZM65 88H66V86H64ZM71 87V86H70ZM82 87H83V85H82ZM115 87V86H114ZM162 87V86H161ZM255 87V86H254ZM18 88V87H17ZM80 88V87H79ZM84 88V87H83ZM149 88V87H148ZM148 88H145V87H142V86H138V85H134V84H129V86L127 87V88H125L126 89V94L124 95L125 97H126V99L128 98V97H130V96H128V94H130V95H133L135 98H136V100H137V102L135 101V102H133V103H135L134 104V107L132 108V109H130V108H126V109H124L123 107L122 108H115V109H109V110H105V111H102L101 112V114L99 115V117L98 116H96L97 117V119H96V121H97V126H98V128H96L98 131H97V133L94 135V137H92V138H90V139H88V137H87V139H82L81 138V133H79L80 131H79V127H81V126H83V125H85V123L89 120L88 119V117H85L84 116V112L82 111V110H79V109H77V110H74L73 109V111H71V113H68V112H66V113H64V111L63 112H61V111H58V112H55V110H53V109H48V108H46V109H44V110H42L43 111V113L45 114V116H47L49 119H48V123H46V125H41L42 127H46L47 129H46V131H45V134L48 136V139L46 140L45 138H44V136H40L39 135V133H36V134H34V136L32 137V138H30V136H29V139H28V137H26V136H20V137H18L19 138V140H17V139H15L14 141H19V143H13V141H12V138H11V134H9V130H13V126L16 124V122H15V120L14 119H12V120H7L8 118L7 117H5L4 118V116H2V115H0V159L2 160V162H1V164L0 165H2V173H1V185H3V189H4V194H3V198L2 199H0V201H1V203H3V205H6L8 202L10 203V201L12 200V198H13V195L9 192L10 190H9V185H10V183H11V176H10V174H9V171H10V168L13 166V164L14 163H17L19 166H25L26 165V167H28V168H32V169H34L35 171H37L38 173H40V174H42L43 176H45V178L46 179H50L53 183L54 182H58L59 181V183L61 182V185L59 186L58 184V186L59 187H57V186H52V185H50V183L49 184H47V183H45V188L43 189V194H42V196H45V198L47 197V196H49L50 197V195H51V192L52 191H59V190H63L65 193H68V194H70V195H73V194H75V192H80V188L84 185V184H86V183H88V186L90 185L92 188H96V190L98 191V193L100 192L101 194H103L104 196H108V194L111 192V189L113 188V187H115V186H123V187H126V188H130V186H137L138 188L141 186V183H142V181H143V176H145V178H146V176H147V178H146V180H148V183H145L144 182V184H150V185H152V187H156V188H152V189H150V190H156V189H159V190H161L162 191V193H164L165 195L166 194H168V198L165 196V198H167V202H166V204L164 205V206H158V205H160V204H158L157 206H155V203H154V206H152L151 204H150V202H149V199H150V197H151V194H148V195H145L148 191H146V193L144 194V195H138V197L136 198L137 199V203L136 202H134L133 200H126L125 202L126 203H131L130 205H133V206H123V207H120V208H115V207H113L112 206V204H110V203H106L107 205H104L103 204V207H104V210H105V212H107L111 217V219L113 220V222L115 223V224H117L119 227H121V228H125V227H127V226H130V227H132V226H135V227H142V226H144L145 225V227L146 226H148V227H151L150 229H152V227H154V225H155V222H154V220L153 219H160V218H162V216H165L166 217V215L168 216V215H170V213L171 212H174V214H179L180 215V213H184V212H189V210H191L192 211V209H189L190 208V205H194V209H196V210H199V211H203L204 210V212H205V210H206V206H207V197H208V194L211 192L212 194H215L214 192H212L213 191V187L214 186H212V188H210V190L209 189H207L205 186L208 184V182H207V184L206 185H204L205 184V182H206V180H203V178L205 177H203L202 175H200V174H198V171L200 170V169H198V171H197V169L194 167V166H192L191 165V157H188V154H189V152L188 151H185V149L187 148L186 147V145H185V149H184V143L182 144V141L183 142H185L184 141V139L186 138V135L187 136H190L191 138L190 139H193V141H196L197 139H198V137H197V134H196V129H194V127L190 124V122L189 121H187V119L186 118H188V117H186L185 118V116L182 114V113H180V112H178V111H166V110H164L162 107H160V106H157V105H152V104H146V107H145V109H143L142 110V112L139 114V122H140V126L142 127V125H143V127H144V132H143V134H140V139L141 140H139L140 142H141V146H140V143H138V141H134V142H137L136 144L138 145H134L135 147L137 146V147H139L140 146V148H137V149H135V148H132L131 146H130V144H127L126 142V144L125 145H123V144H121L122 143V138L124 139L125 137H127L129 134H130V130H129V125H131V123L134 121V119L136 118V114L138 115V111H139V107L138 106H140V105H138L139 103H142V104H144V103H147L149 100H150V97H151V95H152V93H150V90L148 89ZM151 88V87H150ZM156 88H157V86H156ZM167 88V87H166ZM205 88V87H204ZM252 88V87H251ZM57 89V88H56ZM59 89V88H58ZM64 89V88H63ZM67 89V88H66ZM69 89V88H68ZM73 89V90H74ZM158 89H160V88H158ZM163 89V88H162ZM160 90L161 92L163 91V90ZM165 89V88H164ZM4 90H5V88H4ZM77 90V89H76ZM87 90V89H86ZM167 90V89H166ZM71 91V90H70ZM82 91V90H81ZM158 90H156V92H157ZM165 91V90H164ZM162 92L163 94L165 93L166 94V92ZM205 90H203V93H205L204 92ZM256 91V90H255ZM8 92V91H7ZM7 92H5V93H7ZM61 92V91H60ZM68 92H69V90H68ZM84 92V91H83ZM90 92V91H89ZM92 92V91H91ZM100 92V91H99ZM102 92V91H101ZM160 92V94H162ZM201 92V91H200ZM257 92V91H256ZM255 92V93H256ZM3 93V92H2ZM62 93V92H61ZM64 93V92H63ZM62 93V94H63ZM4 94V93H3ZM10 95H11V93H9ZM106 94H107V92H106ZM105 94V96H109L108 94L106 95ZM247 94V93H246ZM5 95V94H4ZM3 95V96H4ZM7 95V94H6ZM79 95V94H78ZM93 96H94V94H92ZM92 95H90V96H92ZM104 95V94H103ZM159 95V94H158ZM204 95V94H203ZM7 96H9V95H7ZM13 96V95H12ZM113 96V95H112ZM169 96V95H168ZM200 96H202V95H200ZM209 95L207 94V97H208ZM5 97V96H4ZM37 97V96H36ZM39 97V96H38ZM86 97V96H85ZM89 97V96H88ZM98 97H100V96H98ZM103 97V96H102ZM119 97V96H118ZM171 97V96H170ZM206 97V98H207ZM244 97L246 98L247 96H245V94H244ZM259 97V96H258ZM50 98V97H49ZM101 98V97H100ZM122 98V97H121ZM162 98V97H161ZM161 98H160V96H159V98L158 99H160L161 100ZM202 98H204V97H202ZM209 99H210V96L208 97ZM244 98V99H245ZM263 98H264V96H263ZM4 99V98H3ZM10 99V98H9ZM99 99V98H98ZM119 99V98H118ZM129 99V98H128ZM152 99V98H151ZM157 99V98H156ZM240 99V98H239ZM91 100V99H90ZM89 100V101H90ZM110 100V99H109ZM108 100V101H109ZM116 100V99H115ZM202 101H203V99H201ZM207 100V99H206ZM262 100V99H261ZM10 101V100H9ZM88 101V102H89ZM94 101H96V99L94 100ZM130 101V100H129ZM163 101V100H162ZM164 101H165V99H164ZM167 101V100H166ZM169 101V100H168ZM211 101H212V98H211ZM264 101V100H263ZM11 102V101H10ZM31 102V101H30ZM53 102V101H52ZM57 102H59V101H57ZM62 102V101H61ZM81 102V101H80ZM87 102V101H86ZM87 102V103H88ZM92 102V101H91ZM100 102V101H99ZM102 102V101H101ZM173 102V101H172ZM175 102V101H174ZM48 103V102H47ZM67 103H69L68 101H67ZM77 104H78V102H76ZM93 103V102H92ZM98 103V102H97ZM213 103H216L215 101L213 102ZM217 103H219V102H217ZM221 103V102H220ZM76 104V105H77ZM106 104V103H105ZM162 104H164V103H162ZM169 104H171V103H169ZM173 104V103H172ZM178 104H180L181 105V103H178ZM200 104H202V102L200 103ZM198 105V106H201V105ZM221 104H224V103H221ZM85 105V104H84ZM95 105H96V103H95ZM101 105V104H100ZM104 105V104H103ZM174 105V104H173ZM177 105V104H176ZM209 105V104H208ZM212 105V104H211ZM260 105V104H259ZM29 106V105H28ZM89 106H91V105H89ZM94 106V105H93ZM125 106V105H124ZM179 106V105H178ZM197 106V107H198ZM203 106V105H202ZM215 106H217L218 107V104L217 105H215ZM27 107V106H26ZM38 107V106H37ZM40 107H43V106H40ZM86 107V106H85ZM121 107V106H120ZM225 107V106H224ZM71 108V107H70ZM69 108V109H70ZM201 109H202V107H200ZM209 108V107H208ZM23 109V108H22ZM65 109V108H64ZM177 109V108H176ZM204 109H206V108H204ZM226 109V108H225ZM228 109V108H227ZM226 109V110H227ZM249 109V108H248ZM14 110V109H13ZM36 110V109H35ZM41 110V109H40ZM178 110V109H177ZM209 110V109H208ZM18 111V110H17ZM20 111H23V110H21L20 109ZM20 111H19V113H20ZM39 111V110H38ZM42 111H40L41 113H42ZM57 111V110H56ZM94 111V110H93ZM210 111H212V110H210ZM215 111V110H214ZM255 111V110H254ZM257 111V110H256ZM258 111H260V112H257L258 113V121L259 122H262V120H263V116H264V106H261V108L260 109H258ZM31 112V111H30ZM37 112V111H36ZM97 112V111H96ZM200 112V111H199ZM206 112H207V110H206ZM213 112V111H212ZM12 113V112H11ZM183 113H185L184 111H183ZM204 114H207V113H205V112H203ZM252 113V112H251ZM60 114H64L65 115V118H63V117H60ZM186 114V113H185ZM234 114V113H233ZM232 114V115H233ZM189 115V114H188ZM215 115V114H214ZM220 115V114H219ZM247 115V114H246ZM28 116V115H27ZM62 116V115H61ZM187 116V115H186ZM210 116V115H209ZM235 116V115H234ZM24 117V116H23ZM35 117H36V115H35ZM217 116H215V118H216ZM221 117V116H220ZM236 117V116H235ZM42 117H40V119H41ZM211 118V117H210ZM236 118H238V117H236ZM30 119V118H29ZM35 120H37L36 118H34ZM33 119V120H34ZM235 119V118H234ZM256 119V118H255ZM27 120V119H26ZM25 120V121H26ZM32 120V119H31ZM189 120V119H188ZM253 120H254V117H253ZM41 121H42V119H41ZM40 121V122H41ZM252 121V120H251ZM71 122H73V123H75L76 125H75V127H76V130H74V132H73V134L71 135V137L70 138H65L64 140H62L61 139V136H62V132H64V130H65V127H67V126H69V124L71 123ZM137 122V121H136ZM257 122V120L255 121L254 120V123L255 124H257L256 123ZM36 123V122H35ZM42 123V122H41ZM141 123H142V125H141ZM192 123V122H191ZM22 124H25V123H22ZM34 123H33V121H32V123H31V125H33ZM91 124V123H90ZM137 124H139L138 122H137ZM261 124V123H260ZM31 125H30V127H31ZM74 125V124H73ZM27 126H29V124L27 125ZM41 126L39 127V128H41ZM195 126V125H194ZM205 126V125H204ZM207 126V125H206ZM205 126V127H206ZM239 126V125H238ZM257 126H258V124H257ZM264 126V125H263ZM25 127H26V124H25ZM85 127V126H84ZM130 127H132V125L130 126ZM133 127H134V125H133ZM142 127V128H143ZM202 127V126H201ZM240 127V126H239ZM28 128V127H27ZM82 128V127H81ZM90 128H92V127H90ZM206 128H208V127H206ZM229 128V127H228ZM241 128H243V127H241ZM261 128V127H260ZM18 129H19V127H18ZM44 129V128H43ZM72 128H70L69 130H71ZM134 129V128H133ZM198 129V131H201V130H199V128H197ZM227 129V128H226ZM135 130V129H134ZM142 130V129H141ZM244 130V129H243ZM242 129H241V131H243ZM35 131H36V129H35ZM34 131V132H35ZM72 131V130H71ZM89 131H90V129H89ZM140 131V130H139ZM206 131V133L208 132L207 130H204L203 132H205ZM239 131V130H238ZM19 132H21V131H19ZM27 132V131H26ZM67 132V131H66ZM96 132V131H95ZM132 132V131H131ZM135 132H136V130H135ZM30 133H31V131H30ZM43 133V132H42ZM68 133V132H67ZM90 132H88V134H89ZM137 133V132H136ZM248 133V132H247ZM32 134V135H33ZM44 134V135H45ZM83 134H85V133H83ZM82 134V135H83ZM87 134V135H88ZM94 134V133H93ZM209 134V133H208ZM18 135H19V133H18ZM43 135V134H42ZM68 135V134H67ZM86 135V136H87ZM92 135V134H91ZM132 135V134H131ZM130 135V136H131ZM142 135V136H141ZM201 135V134H200ZM230 135H231V133H230ZM234 135V134H233ZM241 135H242V133H241ZM17 136V135H16ZM16 136H14V137H16ZM64 136H65V134H64ZM90 136V135H89ZM135 136V135H134ZM209 136V135H208ZM13 137V138H14ZM63 137V136H62ZM91 137V136H90ZM129 137V136H128ZM202 137V136H201ZM212 137V136H211ZM215 137V136H214ZM216 137H218V136H216ZM253 137H254V135H253ZM257 137V136H256ZM17 138V137H16ZM135 138H137L136 136L135 137H133V139H135ZM184 138V139H183ZM204 138V137H203ZM208 138V137H207ZM210 138V137H209ZM247 138V137H246ZM250 138V137H249ZM248 138V139H249ZM125 139H128V138H125ZM183 139V140H182ZM214 139V138H213ZM213 139H211V140H213ZM231 139V138H230ZM252 139V138H251ZM251 139L250 140H248L249 142H251ZM254 140V142H255V139L256 138H253ZM120 140H121V143H120ZM138 140V139H137ZM205 140H206V138H205ZM211 140H208L207 139V141H209V143H210V141ZM215 140V139H214ZM213 140V141H214ZM218 140V139H217ZM217 140H215V142H217ZM127 141V140H126ZM128 141H130V140H128ZM127 141V142H128ZM221 141V140H220ZM231 141V140H230ZM244 141H246V140H244ZM248 141H247V143H248ZM258 141V140H257ZM261 141V140H260ZM263 141V140H262ZM124 142V141H123ZM236 142V141H235ZM239 142H242V141H238V143ZM259 142V141H258ZM60 143H62V145H60V147H59V145L58 144H60ZM208 143V142H207ZM218 143V142H217ZM217 143H216V145H217ZM237 143V142H236ZM235 143V144H236ZM237 143V144H238ZM263 143V142H262ZM134 144V143H133ZM187 144V143H186ZM189 144V143H188ZM193 144V143H192ZM201 144V143H200ZM211 144V143H210ZM209 144V145H210ZM251 144V143H250ZM249 144V145H250ZM256 145L258 144L257 142L255 143ZM255 144L254 145H251V147L253 148V147H256L257 149H260V147H261V150H263L264 151V149L262 148V146H260L261 144H259V148L257 147V146H255ZM199 145V144H198ZM197 145V146H198ZM212 145V144H211ZM210 145V146H211ZM218 145H219V143H218ZM245 145V144H244ZM247 145V144H246ZM213 146V145H212ZM236 146V145H235ZM239 146V145H238ZM195 147H196V145H195ZM214 147V146H213ZM235 149L237 148V146L236 147H234ZM240 148V147H239ZM245 148V147H244ZM255 148V149H256ZM214 149H215V147H214ZM213 149V150H214ZM238 149V148H237ZM241 149V148H240ZM255 149H254V155H255V153L257 152H255ZM187 150V149H186ZM197 151L199 152V150L197 149ZM216 151V150H215ZM225 151V150H224ZM239 151V153H240V150H238ZM237 151V152H238ZM242 151V150H241ZM248 151V150H247ZM258 151H260V150H258ZM186 152H187V154H186ZM197 152V153H198ZM243 152V151H242ZM241 152V153H242ZM261 152V151H260ZM259 152V153H260ZM194 153V152H193ZM192 153V154H193ZM240 153V154H241ZM198 154H200V153H198ZM202 154V153H201ZM260 154H262V153H260ZM216 155V154H215ZM242 156H243V153L241 154ZM248 155V154H247ZM246 155V156H247ZM219 156V155H218ZM245 156V155H244ZM256 156V155H255ZM261 156V155H260ZM264 156V155H263ZM126 157V158H125ZM215 157L216 156H214L213 154H211V153H208L207 154V161H206V163L208 164V169L210 170V171H215V172H217L218 174H220V167H219V165L221 164H219L218 165V163H217V159H215ZM248 157V156H247ZM31 158H34V161L31 159ZM126 159V161H127V163H123L122 165H118V162L121 160V159ZM202 159H203V157H201ZM245 158V157H244ZM250 158H252V157H249V159ZM258 158H259V156H258ZM264 158V157H263ZM81 160L82 162H84V164H85V170H84V167H83V172H81L80 170H81V166H79V168H80V170H78L77 168V165L76 164H78V163H76V161L77 160ZM205 159V158H204ZM246 159V158H245ZM196 160V159H195ZM253 160V159H252ZM123 161V160H122ZM125 161V160H124ZM194 161V160H193ZM248 162H249V160H247ZM251 161V160H250ZM78 162V161H77ZM203 162H205V161H203ZM254 164L256 163L255 161H252ZM263 162V161H262ZM250 163V162H249ZM80 164V163H79ZM198 164V163H197ZM259 164V163H258ZM81 165V164H80ZM202 165V164H201ZM249 165H251V164H249ZM249 165H248V167H249ZM196 166V165H195ZM198 166V165H197ZM207 165H205V167H206ZM246 166V165H245ZM235 167H237L236 169H238V168H240V166L238 167V165H235ZM242 167V166H241ZM251 167V166H250ZM249 167V168H250ZM259 167V166H258ZM202 168V167H201ZM247 168V167H246ZM245 168V169H246ZM252 169H253V165H252V167H251ZM16 169V168H15ZM24 169V168H23ZM222 169H224V168H222ZM226 170L224 171L225 173H226V171H228V169H227V167L225 168ZM204 171L206 170V169H203ZM203 170H201V172H203ZM242 170V169H241ZM243 170H244V167H243ZM251 170V169H250ZM254 170V169H253ZM258 170H259V168H258ZM1 171V170H0ZM17 171V170H16ZM25 171V170H24ZM208 171V170H207ZM240 171V170H239ZM256 171V170H255ZM18 172V171H17ZM33 172V171H32ZM222 172V171H221ZM222 173L223 174V176H225L224 174L225 173ZM229 172H230V170H229ZM246 172V171H245ZM21 173H23V172H21ZM145 173V174H144ZM241 173V172H240ZM248 173H250L249 172V169H248ZM15 174V173H14ZM26 174V173H25ZM144 174V175H143ZM228 174V173H227ZM245 174H247V173H245ZM256 174V173H255ZM264 174V173H263ZM12 175V174H11ZM26 175H28V174H26ZM232 175V174H231ZM235 174H233L232 176V180H233V178L236 176H234ZM241 175H243L242 173H241ZM29 177H30V175H28ZM227 176V175H226ZM238 176H240V175H238ZM237 176V177H238ZM250 176V175H249ZM248 176V177H249ZM254 176V175H253ZM257 176H258V174H257ZM262 176V175H261ZM28 177V178H29ZM42 177V176H41ZM203 177V178H202ZM207 177V176H206ZM229 177H230V175H229ZM228 176L227 177H225L226 178V182H227V178H229ZM13 178V177H12ZM20 178V177H19ZM32 178V177H31ZM224 178V179H225ZM236 178V177H235ZM258 178V177H257ZM18 178H16V180H17ZM48 179V180H49ZM207 179H208V177H207ZM211 179H213V178H211ZM210 179V181H211V183H212V180ZM251 181H252V179L251 178H249ZM260 179V178H259ZM259 179H257V180H259ZM12 180H14V179H12ZM20 180V179H19ZM145 180V179H144ZM209 180V179H208ZM217 180V179H216ZM218 180H220V178H218ZM222 180H223V177H222ZM222 180H221V182H222ZM239 179L237 178V181H238ZM39 181V180H38ZM224 181V180H223ZM224 181V182H225ZM234 181H235V179H234ZM233 181V182H234ZM241 182H242V180H240ZM250 181V182H251ZM262 182H263V180H261ZM22 182H24V181H22ZM35 182V181H34ZM213 182H217V181H213ZM218 182H220V181H218ZM248 181H246V183H247ZM17 183V182H16ZM20 184H22L21 183V181L19 182ZM18 183V184H19ZM42 183H44L43 181H42ZM243 183V186H244V184H245V182H242ZM264 183V182H263ZM19 184V187L21 186ZM38 184H40V183H38ZM216 184V183H215ZM214 183L212 184V185H215ZM227 184H229V179H228V183ZM233 184V183H232ZM231 184V185H232ZM241 184V183H240ZM251 184V183H250ZM254 184V183H253ZM25 184H23V186H24ZM33 185H35V184H33ZM43 185V184H42ZM49 185V186H48ZM218 185H220L221 186V184H218ZM223 185V184H222ZM225 185V184H224ZM237 185V184H236ZM256 185V184H255ZM22 186V187H23ZM28 186H30V185H28ZM32 186V185H31ZM90 186H89V188H90ZM128 186V187H127ZM149 186V185H148ZM216 186H217V184H216ZM229 186V185H228ZM233 186V185H232ZM240 187H242V185H239ZM248 186H250V185H248ZM248 186H246V187H248ZM254 186V185H253ZM252 186V187H253ZM258 186V185H257ZM16 187V186H15ZM87 187V186H86ZM136 187V188H137ZM151 187V186H150ZM158 187V188H157ZM224 187V186H223ZM226 187V186H225ZM230 187V186H229ZM227 188V193H226V191H225V193H223L224 195H225V199L223 198V200H226V202L224 203L223 202V210H227L230 206L228 205V201L229 200H233V194L234 195H236L232 190H233V188L234 187H232V190H231V188ZM240 187H238V189H237V191L239 190V188ZM245 187V186H244ZM254 187H256V186H254ZM254 187H253V189H254ZM259 187V186H258ZM257 187V188H258ZM43 188V187H42ZM84 188V187H83ZM91 188V189H92ZM122 188V187H121ZM135 187L133 188L132 187V189H136ZM217 188V187H216ZM216 188H214V189H216ZM221 189H222V187H220ZM235 188H237V186H235ZM260 188H262V187H260ZM259 188V189H260ZM26 189V188H25ZM32 188H30V190H31ZM88 189V188H87ZM123 189V188H122ZM131 189V191H133ZM218 189V191H219V187L217 188ZM220 189V190H221ZM241 189H243V188H240V190ZM248 189V188H247ZM247 189H245L244 188V191L245 190H247ZM16 190V189H15ZM14 190V191H15ZM95 190V191H96ZM115 189H113L112 191H114ZM117 190H120L121 191V189H118L117 188ZM147 190V189H146ZM149 190V189H148ZM208 190H209V193H208ZM223 190V189H222ZM221 190V191H222ZM226 190V189H225ZM236 190V189H235ZM250 190H252V189H250ZM0 191H1V188H0ZM21 191V190H20ZM28 191V190H27ZM97 191H96V193H97ZM119 191V192H120ZM136 191V190H135ZM171 191H172V193H171ZM215 191V190H214ZM236 191V192H237ZM256 191H258L257 189H256ZM21 192H23L24 193V191H21ZM123 192V191H122ZM129 192H130V190H129ZM232 192H233V194H232ZM240 192H242V190L240 191ZM239 192V193H240ZM254 192H255V190H254ZM22 193V194H23ZM80 193H82V192H80ZM94 193V192H93ZM96 193H94V194H96ZM112 193V192H111ZM132 193V192H131ZM149 193V192H148ZM211 193H210V195H211ZM219 193H220V191H219ZM218 193V194H219ZM251 194L253 193V192H250ZM258 193H260V192H258ZM37 194V193H36ZM35 194V195H36ZM53 194H55V192H53ZM68 194H67V198H68ZM101 194H99V195H101ZM130 194V193H129ZM134 194V193H133ZM136 194V193H135ZM241 194V193H240ZM240 194H238V195H240ZM249 194V193H248ZM247 194V195H248ZM24 195V194H23ZM25 195H26V193H25ZM30 195V194H29ZM70 195H69V197H70ZM98 195V194H97ZM125 195V194H124ZM220 195V194H219ZM243 195V194H242ZM245 195L246 194H244V197H245ZM16 196V195H15ZM27 196V195H26ZM25 196V197H26ZM32 196H33V194H32ZM52 196V195H51ZM54 196H57L56 194L54 195ZM64 196V195H63ZM75 196V195H74ZM82 196L83 197H85L86 196V194H82ZM117 196V195H116ZM116 196L114 197L115 199H116ZM121 196H123V195H121ZM120 196V197H121ZM130 196V195H129ZM131 196H132V194H131ZM137 196V195H136ZM222 196V195H221ZM23 196H19V198H21L20 200V203H19V208H21L22 209V207L24 206V202L26 201L24 198H22ZM29 197V196H28ZM31 197V196H30ZM34 197V196H33ZM32 197V198H33ZM58 197V196H57ZM66 197V196H65ZM64 197V198H65ZM161 197V196H160ZM219 197V196H218ZM236 197V196H235ZM248 197V196H247ZM36 198H38V197H36ZM35 198V199H36ZM59 198H60V196H59ZM75 198V197H74ZM127 198H128V196H127ZM126 197H125V199H127ZM134 198V197H133ZM152 198V197H151ZM154 198H157L156 196L154 197ZM163 198V197H162ZM215 198V197H214ZM255 198V197H254ZM263 198V197H262ZM30 199V198H29ZM41 199V198H40ZM47 199V198H46ZM58 199V198H57ZM122 199V198H121ZM128 199H130V198H128ZM161 199V198H160ZM237 199V198H236ZM244 199V198H243ZM253 199V198H252ZM25 200V201H24ZM32 200V199H31ZM30 200V201H31ZM39 200V199H38ZM43 200V199H42ZM71 200H72V198H71ZM117 200V199H116ZM120 200V199H119ZM159 200V199H158ZM221 200V199H220ZM238 200V199H237ZM240 200H242L241 198H240ZM262 200V199H261ZM19 201V200H18ZM41 201V200H40ZM43 201H46V200H43ZM48 201V200H47ZM60 201V200H59ZM123 201V200H122ZM154 201V200H153ZM234 201V200H233ZM244 201V200H243ZM248 201H249V198H248ZM252 201V200H251ZM254 201H255V199H254ZM258 201V200H257ZM257 201H255L256 203H257ZM34 202V201H33ZM42 202V201H41ZM82 202V201H81ZM80 202V203H81ZM113 202H115V201H113ZM120 202H121V200H120ZM124 202V201H123ZM162 202H164V200H162ZM231 202V201H230ZM235 202H236V200H235ZM242 202V201H241ZM250 202V201H249ZM263 202V201H262ZM35 203V202H34ZM46 203V202H45ZM48 203V202H47ZM68 203H71V202H69L68 201ZM133 203H135V204H133ZM157 203V202H156ZM217 203H219V202H217ZM233 203V202H232ZM240 203V202H239ZM13 204V203H12ZM39 205L41 204V203H38ZM75 204V203H74ZM78 204V203H77ZM83 204V203H82ZM90 204V203H89ZM119 204V203H118ZM214 204V203H213ZM242 204V203H241ZM250 204H253V202L252 203H250ZM2 205V206H3ZM8 205H10V204H8ZM15 205V204H14ZM13 205V206H14ZM85 205V204H84ZM92 205H94V204H92ZM127 205V204H126ZM129 205V204H128ZM212 205V204H211ZM215 205V204H214ZM213 205V206H214ZM231 205V204H230ZM253 205H255V204H253ZM260 205V203H258V206ZM12 206V205H11ZM47 206V205H46ZM216 206H218V205H216ZM221 206V205H220ZM244 206H245V203H244ZM249 206H251V205H249ZM52 207V206H51ZM94 207V206H93ZM102 207V208H103ZM208 207V206H207ZM237 207V206H236ZM257 207V206H256ZM256 207H254V208H256ZM10 208V207H9ZM11 208H13V207H11ZM16 208V207H15ZM27 208V207H26ZM30 208V207H29ZM37 208V207H36ZM41 208V207H40ZM42 208H43V206H42ZM41 208V209H42ZM53 208H54V206H53ZM98 208V207H97ZM248 208V210L247 211H249V207H247ZM261 208V207H260ZM262 208L264 209V207L262 206ZM259 209V210H263V209ZM33 209V208H32ZM35 209V208H34ZM41 209H37V212H36V214H35V216H36V219H41V217H42V211H38V210H41ZM61 209V208H60ZM87 209V208H86ZM93 209V208H92ZM91 209V210H92ZM230 209V208H229ZM235 209H237V208H235ZM235 209H233V210H235ZM239 209V208H238ZM10 210V209H9ZM12 210V209H11ZM14 210V209H13ZM30 211H31V209H29ZM52 210V209H51ZM51 210H49V211H51ZM90 210V209H89ZM35 211V210H34ZM46 211V210H45ZM93 211H94V209H93ZM194 211V210H193ZM219 212H220V209L218 210ZM230 211V210H229ZM250 211H252V210H250ZM261 211H259V212H261ZM7 212H9V211H7ZM20 212H22V210L20 211ZM29 212V211H28ZM44 212V211H43ZM196 212H198V211H196ZM211 213H212V210L210 211ZM217 212V211H216ZM230 212H232V208H231V211ZM253 214L255 215V211L253 210ZM258 212V211H257ZM263 212H264V210H263ZM10 213H12V212H10ZM23 213V212H22ZM26 213H27V211H26ZM32 213H34V212H31L30 214H29V216L32 214ZM45 213H47L48 214V212H45ZM94 213V212H93ZM221 213V212H220ZM226 213V212H225ZM241 214L243 213V211H241L240 212ZM244 213L245 214H247L245 211H244ZM243 213V214H244ZM250 214L252 213V212H249ZM18 214H21V213H18ZM52 214H53V212H52ZM95 214H96V212H95ZM98 214V213H97ZM101 214V213H100ZM217 214V213H216ZM224 214V213H223ZM230 214H232V213H230ZM252 214V215H253ZM264 214V213H263ZM262 214V215H263ZM5 215V214H4ZM55 215V214H54ZM102 215V214H101ZM188 215H190V214H188ZM225 215H227V214H225ZM253 215V216H254ZM11 216V215H10ZM34 216V215H33ZM32 216V219L33 220H35L34 219V217ZM100 216V215H99ZM174 216V215H173ZM173 216H171V217H173ZM175 216H177V215H175ZM200 216V215H199ZM208 216V215H207ZM206 216V217H207ZM214 216H216L215 214H214ZM221 216V215H220ZM219 215H218V217H220ZM241 216H244V215H241ZM246 216V215H245ZM248 216H250L249 214H248ZM260 214H259V218H260ZM6 217V216H5ZM4 217V218H5ZM45 218H46V216H44ZM43 217V218H44ZM186 217V216H185ZM192 217H193V215H192ZM217 217V218H218ZM223 217V216H222ZM254 217H256V216H254ZM258 217V216H257ZM261 217H264V216H261ZM16 218H18V219H21V218H23V215H20V216H14V219H16ZM52 218V217H51ZM51 218H48V219H51ZM104 218V217H103ZM167 218V217H166ZM187 218H189V217H187ZM202 218V217H201ZM211 218V217H210ZM214 218V217H213ZM216 218V217H215ZM214 218V219H215ZM217 218H216V220H217ZM224 218V217H223ZM232 218V217H231ZM108 219V218H107ZM163 219H164V217H163ZM174 219H176V218H174ZM178 219H180V217H178ZM185 219V218H184ZM204 219V218H203ZM221 219V218H220ZM245 219V218H244ZM264 219V218H263ZM6 220H8V218H6ZM17 220V219H16ZM15 220V221H16ZM29 220H31V219H29ZM162 220V219H161ZM167 220V219H166ZM201 221H202V219H200ZM222 220V219H221ZM232 221H233V219H231ZM241 220H242V217H241ZM260 220V219H259ZM1 221V220H0ZM42 221V220H41ZM44 221V220H43ZM179 221V220H178ZM182 221V220H181ZM218 221V220H217ZM223 221V220H222ZM231 221V222H232ZM8 222V221H7ZM12 222V221H11ZM17 222V221H16ZM25 222V221H24ZM23 222V223H24ZM105 222H107V220L105 221ZM174 222V221H173ZM186 222H188V220L186 221ZM204 223L206 222L205 220L203 221ZM209 223L211 222V221H208ZM207 222V223H208ZM220 222V221H219ZM219 222H217V225L219 224ZM230 221H228V223H229ZM4 223V222H3ZM34 223V222H33ZM33 223H31V224H33ZM36 223H37V221H36ZM39 223H41V222H39ZM189 223V222H188ZM191 224H194L195 222H193V220L190 222ZM199 223H201V222H199ZM222 223H224V221L222 222ZM239 224H240V221L238 222ZM261 223V222H260ZM263 223H264V220H263ZM6 224V223H5ZM14 224H15V222H14ZM13 224V225H14ZM17 224H19L18 222H17ZM30 224V225H31ZM178 224V223H177ZM190 224V225H191ZM211 224V223H210ZM215 224V223H214ZM256 224H257V222H256ZM3 225V224H2ZM24 225H26V224H24ZM44 225V224H43ZM42 225V226H43ZM185 225H186V223H185ZM188 226H190L189 224H187ZM221 225V224H220ZM241 225H242V223H241ZM240 225V226H241ZM258 225V224H257ZM48 226V225H47ZM46 226V227H47ZM50 226H51V224H50ZM54 226V225H53ZM71 227H72V225H70ZM111 226V225H110ZM156 226H157V224H156ZM196 226V225H195ZM194 226V227H195ZM203 226V225H202ZM211 226H214V225H211ZM219 226V225H218ZM222 226V225H221ZM225 226V225H224ZM239 226V225H238ZM262 226V225H261ZM14 227H16V226H14ZM13 227V229H15ZM38 227V226H37ZM36 227V228H37ZM40 227H41V225H40ZM39 227V228H40ZM69 228L68 230H71L72 228ZM186 227V226H185ZM193 226H191V228H192ZM203 227H206V226H203ZM209 227H210V225H209ZM223 227V226H222ZM235 227V226H234ZM237 227V226H236ZM260 227V226H259ZM263 227H264V225H263ZM11 228V227H10ZM31 228V227H30ZM115 228V227H114ZM143 228V227H142ZM175 228H177V229H180V227H178V226H176ZM190 228V227H189ZM188 228V229H189ZM199 228V227H198ZM220 228V227H219ZM1 229V228H0ZM3 229V228H2ZM9 229V228H8ZM17 230L19 229L20 231H21V229L20 228H16ZM23 229V228H22ZM44 229H45V227H44ZM49 229H50V227H49ZM53 229V228H52ZM66 229H67V226H66ZM134 229V228H133ZM137 229V228H136ZM193 229V228H192ZM205 229V228H204ZM207 229V228H206ZM250 229V228H249ZM5 230H6V227H5ZM17 230H16V232H17ZM25 230H27V228L25 229ZM24 230V231H25ZM33 230V229H32ZM37 230H38V228H37ZM43 230V229H42ZM187 230V229H186ZM199 230H202L201 228L199 229ZM211 230V229H210ZM238 230H239V228H238ZM243 230H244V227H243ZM9 232H7V233H10V230H8ZM12 231V230H11ZM28 231V230H27ZM40 231V230H39ZM45 231V230H44ZM43 231V232H44ZM46 231H48L47 229H46ZM72 231V230H71ZM71 231H69V233L71 232ZM75 231V230H74ZM139 231H141V230H139ZM183 231H185V230H182V232ZM191 233L190 234H192V231H191V229L189 230ZM204 231V230H203ZM241 231V230H240ZM239 231V232H240ZM247 231V230H246ZM249 231V230H248ZM3 232V231H2ZM5 232V231H4ZM15 232V231H14ZM35 232H36V229H35ZM38 232V231H37ZM50 232V234H51V231H49ZM73 232V231H72ZM125 232H127V230L125 231ZM142 232V231H141ZM171 232V231H170ZM214 231H213V229H212V233H213ZM19 233V232H18ZM18 233H17V235H18ZM33 233V232H32ZM31 232L30 233H27L26 234V232H25V234L23 233V234H21V235H24L23 236V238H19V236H18V239L19 240H21V242L23 243V244H25V245H27V246H30L31 248H32V250H34L35 252H38V253H40L41 255H44L46 258L47 257H52V256H54L55 254H53V253H50V252H47V250L51 247V246H49V248L47 247V249H45L46 247H44V245H43V243L44 242H42V233L40 234L39 232L38 233H36V234H32ZM67 233V232H66ZM123 232H121V234H122ZM184 233H186V232H184ZM201 233V232H200ZM199 233V234H200ZM240 233H242V232H240ZM3 234V233H2ZM14 235H15V233H13ZM12 234V235H13ZM49 233H48V235H50ZM153 234V233H152ZM173 234V233H172ZM179 234V233H178ZM188 234H189V232H188ZM9 235V234H8ZM11 235V234H10ZM78 235V234H77ZM132 235V234H131ZM182 237L184 236L183 235V233H181L180 234ZM193 235V234H192ZM196 235V234H195ZM246 235V234H245ZM122 236H124V235H121V241H122ZM126 236H127V234H126ZM156 236V235H155ZM158 236V235H157ZM156 236V237H157ZM173 236V235H172ZM172 236H171V238H172ZM180 236V237H181ZM194 236V235H193ZM4 237V236H3ZM5 237H6V239H7V237H10V236H6V234H5ZM4 237V238H5ZM15 236H13V238H14ZM50 237V236H49ZM48 237V238H49ZM73 237V236H72ZM186 237V236H185ZM196 237V236H195ZM242 237H243V235H242ZM12 237H11V239H13ZM17 238V236L15 237V239ZM70 238H71V236H70ZM116 238V237H115ZM125 238V237H124ZM130 238H132V237H130ZM186 238H188V237H186ZM189 238H190V236H189ZM194 238V237H193ZM247 238V237H246ZM17 239V240H18ZM73 239H75V237L73 238ZM111 239H113V238H111ZM117 239V238H116ZM128 239V238H127ZM134 238H132V240H133ZM198 239V238H197ZM205 239H207V238H205ZM4 240V239H3ZM50 240L51 239H49L48 240V244L50 245V243H52L53 244V242H50ZM105 240H107V239H105ZM109 240V239H108ZM107 240V241H108ZM156 240H158L157 238H156ZM188 240V239H187ZM190 240V239H189ZM5 241V240H4ZM9 241V240H8ZM13 241H14V239H13ZM85 241V240H84ZM83 241V242H84ZM101 241V243L103 242L101 239L99 240V242ZM112 241V240H111ZM119 241H120V239H119ZM126 241V240H125ZM131 241V240H130ZM129 241V242H130ZM159 241V240H158ZM178 240H176V242H177ZM240 241V240H239ZM243 241V240H242ZM7 242V241H6ZM12 242V241H11ZM116 242H118V241H116ZM128 242V243H129ZM170 242V241H169ZM180 242V241H179ZM245 242V241H244ZM18 243H19V241H18ZM112 243H114V241L112 242ZM122 243V242H121ZM126 243V242H125ZM124 243V244H125ZM132 243V242H131ZM166 243V242H165ZM173 243H175V242H173ZM240 243V242H239ZM51 244V245H52ZM56 244V243H55ZM76 244V243H75ZM74 244V245H75ZM103 244V243H102ZM117 244V243H116ZM159 244V243H158ZM177 244V243H176ZM47 245V244H46ZM74 245H73V247H74ZM127 245V244H126ZM135 245H138V244H135ZM166 245H169V244H166ZM165 245V246H166ZM173 245V244H172ZM53 246V245H52ZM81 246V245H80ZM124 246V245H123ZM123 246L121 247V248H123ZM132 246V245H131ZM139 246V245H138ZM116 247H117V245H116ZM120 247H118L119 249H120V251L119 252H121V248ZM125 247H127V246H125ZM135 247V246H134ZM143 247V246H142ZM161 247V246H160ZM162 247H163V245H162ZM169 247V246H168ZM91 248V247H90ZM94 248V247H93ZM128 248V247H127ZM132 248V247H131ZM165 248V247H164ZM170 248H171V246H170ZM169 248V249H170ZM51 249V248H50ZM52 249H54V248H52ZM59 249V248H58ZM61 249V248H60ZM101 249H104V248H101ZM107 249V248H106ZM105 249V252L107 251ZM124 249V248H123ZM126 249V248H125ZM159 249V248H158ZM65 250V249H64ZM73 250V249H72ZM71 250V251H72ZM75 250V249H74ZM78 250V249H77ZM84 250V249H83ZM110 250L112 251V252H115V250H116V248H115V246L114 245H111L110 246ZM109 250V251H110ZM161 250V249H160ZM166 250H168V249H166ZM165 250V251H166ZM50 251V250H49ZM69 251V250H68ZM80 251V250H79ZM123 251V250H122ZM126 251V250H125ZM125 251L123 252V253H125ZM137 251V250H136ZM159 251V250H158ZM78 252V251H77ZM83 252V251H82ZM104 254V251H101V254ZM155 253V252H154ZM78 254V253H77ZM79 254H81V252L79 253ZM87 254V253H86ZM97 254V253H96ZM98 254H99V252H98ZM108 254V253H107ZM109 254H111V252L109 253ZM115 254H117L116 252H115ZM121 254V253H120ZM119 254V255H120ZM129 254H131L132 256H133V254L130 252ZM129 254H126V255H129ZM138 255V253H136V252H134V255ZM167 254V253H166ZM57 255H60V256H65V257H68V253H63L62 251H59V253L57 254ZM76 255V254H75ZM83 255V254H82ZM92 255H94V254H92ZM90 256V257H93V256ZM105 255V254H104ZM104 255H102V257H100V258H104L103 256ZM113 255V254H112ZM123 255V254H122ZM126 255H124L122 258H124ZM84 256V255H83ZM88 256V255H87ZM97 256V255H96ZM101 256V255H100ZM107 256V255H106ZM110 256V255H109ZM109 256H108V258H109ZM114 256H116V255H114ZM118 256V255H117ZM130 256V255H129ZM129 256L127 257V260H128V262H130L131 260H132V258L130 259L129 258ZM164 256V255H163ZM80 257V256H79ZM112 257V256H111ZM119 257V256H118ZM134 257V256H133ZM136 257V256H135ZM85 258H88V257H85ZM95 258V257H94ZM113 258V257H112ZM120 258V257H119ZM130 260H129V259ZM117 259V258H116ZM49 260V259H48ZM52 260V259H51ZM103 260V259H102ZM106 260H107V257H106ZM118 260V259H117ZM125 260H126V257H125ZM137 260V259H136ZM114 261V260H113ZM112 261V262H113ZM134 261V260H133ZM132 261V262H133ZM49 262H51V261H49ZM111 262V261H110ZM112 262H111V264H112ZM53 263V262H52ZM107 263V262H106ZM55 264H57V263H55ZM131 264V263H130Z\"/></svg>","mask_w":264,"mask_h":264}]
</instances>
